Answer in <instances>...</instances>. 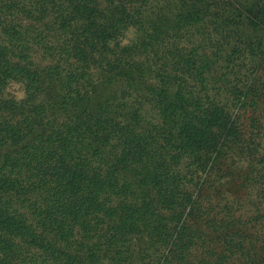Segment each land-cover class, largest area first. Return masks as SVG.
I'll return each mask as SVG.
<instances>
[{
	"label": "trees",
	"instance_id": "obj_1",
	"mask_svg": "<svg viewBox=\"0 0 264 264\" xmlns=\"http://www.w3.org/2000/svg\"><path fill=\"white\" fill-rule=\"evenodd\" d=\"M252 4L0 0V264H134L144 235L157 264H202L207 232L230 236L235 202L204 186H264L262 62L244 72L224 34L196 51L178 29L264 28Z\"/></svg>",
	"mask_w": 264,
	"mask_h": 264
},
{
	"label": "rangeland",
	"instance_id": "obj_2",
	"mask_svg": "<svg viewBox=\"0 0 264 264\" xmlns=\"http://www.w3.org/2000/svg\"><path fill=\"white\" fill-rule=\"evenodd\" d=\"M241 7H245V4L252 5L254 3V15L258 14L260 5L263 7L264 13V0H237ZM264 18V15H261ZM193 21H199V17H195ZM173 19V17H172ZM261 19V18H260ZM217 19L210 17L208 21L196 22L192 25L190 36V42L187 41L185 35V28H179V45L182 47L186 43H190L188 46L193 47L196 51H200L206 47L210 39L217 35L224 34L226 40L229 41L227 45L228 53L231 52V47L236 46L238 54L237 56H232L231 58L235 63H242V71L245 70L254 71L258 68V65L262 62V68L257 72V77H264V28L260 26H252L247 24V19L245 16L242 17L241 25H225L226 29L222 31V28L216 22ZM223 20L219 18V23ZM222 31V32H221ZM136 36V31L134 28H129L124 31L123 41L134 39ZM177 41V40H176ZM169 42V38H168ZM251 49H254L252 51ZM241 65V64H240ZM241 71V72H242ZM7 91L10 92L18 99L26 97V88L22 81L12 79L7 84ZM211 177L210 181L212 186L208 187V184L204 186L203 197L207 194L214 196L215 200H220L221 198H228L235 202L234 210L232 215L233 219H227L224 223V231L228 232L230 236L223 234V228L219 229L220 233L207 232L210 234L211 238L214 240H209L207 242L208 246H205L204 250L201 251L200 257L202 264H264V186L257 185L253 189L247 187H239L240 183H225L222 187L216 184L217 180H213ZM219 188H221L219 190ZM214 201V200H213ZM216 209L215 219L216 221L222 220V215L226 213ZM215 221V223H216ZM214 223V224H215ZM219 225V223L217 222ZM215 228V226H213ZM236 229H244L248 235H244V244L239 245L235 248L232 244L225 242L228 240H237L240 234L233 236ZM241 231V230H240ZM144 241L137 242V247L143 248L141 251V257L135 256L134 264H157L158 257L161 255L162 249L165 248L157 240H152L148 235L142 236ZM154 239V237H153ZM217 239V241H216ZM210 247L213 249L210 250ZM145 248V249H144ZM151 261V262H150ZM51 264H57L52 258L48 259Z\"/></svg>",
	"mask_w": 264,
	"mask_h": 264
}]
</instances>
